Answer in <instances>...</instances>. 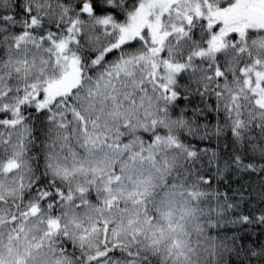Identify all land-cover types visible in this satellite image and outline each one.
<instances>
[{
	"label": "snow or ice",
	"instance_id": "snow-or-ice-1",
	"mask_svg": "<svg viewBox=\"0 0 264 264\" xmlns=\"http://www.w3.org/2000/svg\"><path fill=\"white\" fill-rule=\"evenodd\" d=\"M0 264H264V0H0Z\"/></svg>",
	"mask_w": 264,
	"mask_h": 264
}]
</instances>
